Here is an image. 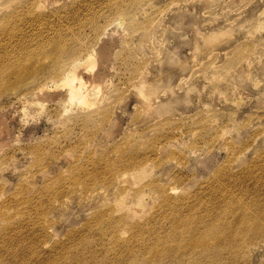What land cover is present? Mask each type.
Listing matches in <instances>:
<instances>
[{"label": "rangeland", "instance_id": "obj_1", "mask_svg": "<svg viewBox=\"0 0 264 264\" xmlns=\"http://www.w3.org/2000/svg\"><path fill=\"white\" fill-rule=\"evenodd\" d=\"M2 1L8 0H1L0 3ZM16 1L18 7H25L28 3V0ZM16 1L12 5H15ZM93 1L29 0V3L34 11H37L34 13L50 17L46 19L47 21H52L54 25L61 23L67 25V20L72 17L81 18L96 11L104 15L107 8ZM144 2L136 9L132 6L127 9L126 23L122 26L119 38L124 30L126 33L118 41L113 54L109 67L113 75L106 77L109 82L105 79L104 83L108 87L105 86L107 88L103 92L104 98L103 95H101L102 99L100 98L103 103L98 101L100 105L97 103L95 108L84 109L85 111L79 110L78 106L72 107L67 103V90L63 88L62 91L55 92L57 95L54 96L58 97L56 100H52L54 97L52 94V98L49 97L50 99L44 101L47 103H43L45 105L42 108L37 105L33 107V103L36 102L34 89L44 83L49 84L47 87L51 89L54 87L52 82L47 83L46 76L41 77L28 88L0 94V118L4 117L3 120L6 121L8 134L5 133L4 137L6 141L9 140L7 141L9 144L6 143L7 145L0 152V193L4 194L1 195L0 201L16 196L21 188H25L29 195L36 194L42 190L44 184L52 183L59 177L69 183V179L75 175L71 172L73 167L90 168L89 159H109L113 156L115 148L128 143L133 142L137 145V150L145 151L150 139L157 133L154 125L165 118L170 119V130L176 128L174 131L176 139L164 141L166 144H157L156 161L150 162L143 168L142 177L139 175L133 177L134 182L122 186L130 193H128V202L132 201L133 190L150 181H156L162 187L174 188L172 194L175 197L192 195L201 191V186H205L214 171L226 162L231 164L228 168L232 170V175L249 171L252 178L246 188L256 189L257 198L264 199V157L260 155L264 153V137L251 141L252 135L264 128V116L260 119L253 118L247 130L242 131L243 129L239 127L242 119L249 115L264 113V100L257 105L255 98L258 88L248 94V89L237 83L239 67L227 63L234 57L232 52L234 47L230 48L232 45L248 47L251 55L248 56L247 62L242 63L244 65L241 71L251 78L264 79V53H261L264 52L262 48L264 42H261L264 41V33H262L264 31L258 32L256 26L258 22H264V0H239L230 8H226L229 0H145ZM71 5L73 9L66 12L65 10ZM108 22L109 19L105 15L99 19L101 27H106ZM118 22L117 25L120 26L122 23ZM236 26L241 27L238 29ZM70 31L68 36L77 33ZM92 33L90 26L81 29L82 36H90ZM207 35L216 39L212 38L214 40L208 42L204 38ZM77 40L79 38L74 37L73 41ZM1 56L10 59L14 56V52L5 48ZM255 58L259 62L255 61ZM136 65L144 69L141 78L135 81L128 67ZM141 83L146 86L154 85L152 90L157 91L154 102H167L160 108L164 113L162 112L159 118L143 117L144 112L141 110L143 99L133 90ZM171 93L174 95L172 99ZM29 96L32 97L31 102L33 100L35 102L29 103ZM223 96H226L227 101L223 100ZM240 98L249 101L238 109L235 102ZM28 103L31 105L25 106ZM69 106V110L74 112L66 111ZM103 108L109 111V117L115 121L112 132L105 136L99 131L92 140L93 145L85 144L79 153L73 151L66 153L68 155L66 157L71 156V160H64L62 155L59 158L63 150L60 147L62 143L81 142L86 138L87 131L76 126L75 121L91 111L90 109H94L93 112L97 113ZM62 110L68 113L65 114ZM204 119L208 130L199 133L200 131L195 130L191 124ZM219 126L225 128L215 135L213 130ZM222 132H225L223 136ZM226 143H229L230 149L236 150L237 154L240 152V157H234L236 152L233 153L234 156L231 155L230 149L225 146ZM35 147L40 149V157L44 156L45 150L51 151L49 155L44 156L43 166L36 165L35 161L39 156L32 153ZM52 153L56 156L53 157ZM172 155H178L179 158ZM206 161H209V168L202 166ZM252 163L253 166L249 168ZM228 177L227 174L225 176V190L229 194L227 197L248 199L249 196L240 190V185L238 184L237 187L235 180ZM123 188L116 185L108 193L94 191L91 194H86L77 188L74 193L66 194L63 198L64 203L61 206L56 203L47 213L48 225L44 226H50V237L44 249L48 250L54 242L63 240L68 232L80 233L85 222H89L94 212L108 210L115 205L114 198L119 190L124 193ZM154 204H157L156 198ZM152 207L156 210V207L151 205L149 212L146 211L141 218L136 217L131 221H144L152 213ZM141 211L143 213L144 207ZM247 257L243 258L241 263L264 264V239L248 250Z\"/></svg>", "mask_w": 264, "mask_h": 264}, {"label": "bare ground", "instance_id": "obj_2", "mask_svg": "<svg viewBox=\"0 0 264 264\" xmlns=\"http://www.w3.org/2000/svg\"><path fill=\"white\" fill-rule=\"evenodd\" d=\"M14 1L16 0L0 3V94L5 91L12 92L20 88H28L32 83L46 76L47 83L52 82L54 87L51 89L47 87L49 84L44 83L34 89L36 102L33 101L36 104L31 102L32 97L29 96V103H33V107L37 105L42 108L45 105L43 103H47L44 102L46 99L52 94V97L57 95V90L62 91L63 88L67 90V103L72 107L78 106L81 111L95 108L98 101L103 103L100 98L108 87L104 83L105 79L108 81L106 77L113 75L109 68L112 57L118 41L126 33L124 30L119 38L122 26L126 23L127 9L130 6L136 9L145 0H92L99 6L107 8L104 13L109 19L106 27L99 25V19L104 15L98 11L81 18L72 17L67 20V25L62 23L54 25L52 21L46 20L50 17L34 13L37 11L31 7L29 0L25 7L16 6L17 1L15 5H12ZM238 1L229 0L226 8L237 4ZM72 9L71 5L65 11L70 12ZM115 21H121L122 24L119 26L117 25L119 22ZM85 26H90L93 32L90 36H82L81 29ZM256 26L258 32L264 31V22H258ZM70 30L77 33L74 36H68L71 33ZM74 37L79 40L73 41ZM204 38L208 42H212L214 40L212 38L216 39L211 35ZM261 42L264 41L261 40ZM5 48L14 52L12 58L7 59L6 56H1ZM230 48H233L234 57L227 63L239 67L237 83L247 88L248 94L258 88L255 99L259 103L255 101L257 105L261 104L260 101L264 100V79L251 78L241 71L244 65L242 63L247 62L248 56L251 55L250 49L239 44H234ZM262 48H264L263 45ZM257 60L255 58V61ZM139 66L128 67L135 81L141 78L144 69ZM261 70L263 72V69ZM108 84L111 86L110 83ZM153 86L141 83L134 87L135 89L131 88L143 99L141 110L144 112V118H159L161 113H164V110L160 108L167 104V102H154L157 91L152 90ZM56 97L54 96L55 99L52 98V100H56ZM173 97L171 93L170 98ZM223 100L227 101L226 96H223ZM247 101L249 99L246 98L236 100V108L239 109ZM29 103L25 106L31 105ZM70 106L66 111L74 112L69 110ZM24 110L27 111V109ZM90 110L75 121L76 126L87 131L86 138L81 142L62 143L60 147L64 151H61L59 158L71 160V156L67 158L66 153L69 151L79 153L85 144L90 146L99 131H102L105 136L112 132L115 121L109 117V111L106 108L97 113L93 112L94 109ZM263 116V112L261 115H249L242 119L239 127L243 129L242 131L247 130L253 118L260 119ZM3 119L4 117L0 118V152L9 141H6L4 137L8 132L6 121ZM205 123L204 119L191 125L195 127V130L200 131L199 133H205L208 130ZM169 124H171L170 119L167 118L156 122L154 126L157 133L150 139L148 148L143 152L137 150V145L133 142L128 143L115 148L113 156L109 159H89L90 168L73 167L71 172L75 175L69 179V183L59 177L52 183L44 184L42 190L36 194L29 195L25 188H21L16 196L0 201V264H244L241 262L243 258H248V250L264 239V199L257 198L256 189L246 188L252 178L249 171L232 175V170L228 168L230 163L226 162L214 171L209 182L203 185L204 187L201 186V191L185 197H175L172 194L174 188L162 187L158 182L150 181L133 190L132 201L128 202L129 191L122 186L134 182L133 177L141 176L144 173L143 168L150 162L156 161L157 144L176 139L174 133L176 128L170 130ZM224 128L219 126L213 132L216 135ZM224 134L225 132H222V136ZM261 137H264V128L256 131L251 141ZM225 146L231 148L229 143ZM35 148L32 153L39 156L40 149ZM229 151L233 156L236 152L235 158L240 157V152L237 154L238 152L234 149ZM50 153L51 151L45 150L44 156ZM52 155L56 156L53 153ZM260 155L264 157V153ZM44 156H39L35 161L36 165L45 164ZM172 156L179 158L178 155ZM204 164L202 165L204 168H209V161ZM252 166L253 163L249 165V168ZM227 174L228 178L235 180L237 187L238 184L240 185V190L249 196L248 199L227 197L229 195L225 190ZM137 182L138 180L136 184ZM116 185L123 188L124 193L119 190L121 193L116 194L114 206L108 210L94 212L89 222H85L80 233L68 232L63 240L54 242L48 250L44 249L50 237V226H44L48 225L47 213L56 203L61 206L66 194L74 193L77 188L86 194L94 191L108 193ZM1 195L4 194L0 193V200ZM155 198L157 204H154ZM151 205L155 206L156 210L152 207L149 217L144 221H131L136 217L141 218L146 211L149 212ZM37 227L38 229H35Z\"/></svg>", "mask_w": 264, "mask_h": 264}]
</instances>
